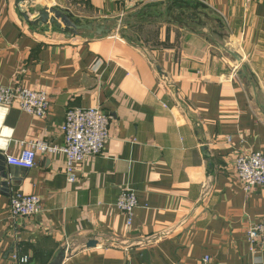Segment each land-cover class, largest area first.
I'll return each mask as SVG.
<instances>
[{"label":"crops","instance_id":"obj_1","mask_svg":"<svg viewBox=\"0 0 264 264\" xmlns=\"http://www.w3.org/2000/svg\"><path fill=\"white\" fill-rule=\"evenodd\" d=\"M25 8L116 30L68 37L30 26L16 0H0V86L51 100L44 120L18 104L0 107V264H19L13 255L50 264L60 253L62 264H196L206 255L211 264H264L247 236L264 221V189L246 191L235 169L238 155L264 153V0L135 8L27 0ZM90 108L112 117L110 140L76 183L63 154L39 155L31 170L7 163L22 142L64 145L67 111ZM124 189L138 201L130 226L117 207ZM18 191L41 198L38 216L10 219Z\"/></svg>","mask_w":264,"mask_h":264},{"label":"built area","instance_id":"obj_2","mask_svg":"<svg viewBox=\"0 0 264 264\" xmlns=\"http://www.w3.org/2000/svg\"><path fill=\"white\" fill-rule=\"evenodd\" d=\"M127 8L139 6L143 0H117ZM237 73V71H236ZM18 104L21 110L38 119H46L50 113L51 100L44 91H36L24 86H0V107ZM112 117L99 108L69 109L61 127L64 145L56 146L44 141L22 142V151L17 156H7V163L15 168L31 170L36 167L39 155L63 154L66 157L65 175L70 184L78 181V172L90 160L101 155L110 140ZM231 142V138L227 139ZM235 169L238 181L246 191L254 188L264 189V153L249 152L237 156ZM118 209L127 216L128 226L132 223L134 210L138 207L136 193L124 189L117 201ZM42 212V200L36 195L15 192L9 203L11 220L32 218ZM252 251H264V221L253 225L247 232ZM19 264H29L28 256L13 255ZM209 255L202 257L196 264H211Z\"/></svg>","mask_w":264,"mask_h":264},{"label":"water","instance_id":"obj_3","mask_svg":"<svg viewBox=\"0 0 264 264\" xmlns=\"http://www.w3.org/2000/svg\"><path fill=\"white\" fill-rule=\"evenodd\" d=\"M26 3L27 0H16L20 15L25 20V22H27L32 27L46 28L48 26H53L61 31L67 32L68 37L79 36L82 33L101 37L109 35L116 30V26L109 25L108 23L95 24L91 22L73 20L70 16L56 8H45L38 13H30L25 8ZM235 57L238 59V61L241 60V58L238 56L235 55ZM240 65H242V67H240ZM239 67L242 70L241 75L246 74L247 69L241 61ZM261 109L264 111V106L261 107ZM96 245V242L91 241L88 244V248L95 247ZM64 260L65 253H60V255L50 264H62Z\"/></svg>","mask_w":264,"mask_h":264},{"label":"rangeland","instance_id":"obj_4","mask_svg":"<svg viewBox=\"0 0 264 264\" xmlns=\"http://www.w3.org/2000/svg\"><path fill=\"white\" fill-rule=\"evenodd\" d=\"M25 9V8H24ZM217 39V38H216ZM218 40V39H217ZM242 63H243V65H245L246 64V60L245 59H242ZM240 67H242V65H240ZM239 72V70L237 71V73Z\"/></svg>","mask_w":264,"mask_h":264}]
</instances>
